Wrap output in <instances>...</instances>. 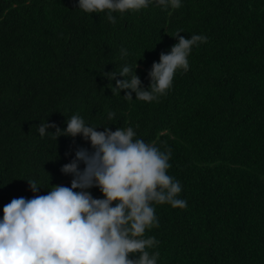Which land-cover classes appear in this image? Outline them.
<instances>
[{
	"label": "trees",
	"instance_id": "16d2710c",
	"mask_svg": "<svg viewBox=\"0 0 264 264\" xmlns=\"http://www.w3.org/2000/svg\"><path fill=\"white\" fill-rule=\"evenodd\" d=\"M162 8L86 13L78 0H0V220L13 198L71 186L61 167L82 136L57 141L41 122L64 130L79 114L86 124L132 127L136 139L171 150L168 175L178 180L183 209L154 205L157 264H264V0H180ZM203 35L188 71L152 102L113 95L123 66L147 89L148 73L172 37ZM122 50L127 56L122 58ZM110 78V77H109ZM115 117L108 119V113ZM83 163L80 168L83 169ZM27 180L41 186L33 193ZM103 198L99 188L88 189Z\"/></svg>",
	"mask_w": 264,
	"mask_h": 264
},
{
	"label": "clouds",
	"instance_id": "9594fccd",
	"mask_svg": "<svg viewBox=\"0 0 264 264\" xmlns=\"http://www.w3.org/2000/svg\"><path fill=\"white\" fill-rule=\"evenodd\" d=\"M152 0H78V9L86 13H113L146 8ZM162 8H179L180 0H156ZM177 30L172 37L178 42L169 53H160L148 73L147 89L136 74L138 67L125 65L119 73H106L113 95L125 91V99L145 102L157 100L172 86L178 70L188 71V56L193 46L207 42V37L193 34L190 38ZM122 58L127 51L122 50ZM110 77V78H109ZM108 113V119L115 117ZM61 130L55 123L41 122L43 137L49 128L57 141L60 136H82L90 142L91 151L79 148L75 158L61 167L71 174V186L53 185L45 195L13 198L3 208L0 220V264H157L159 252H150L158 244L155 237L145 238L148 229L158 227L154 205L169 204L185 208L187 201L178 198L182 186L168 175L171 150L161 151L155 143L136 139L132 127L112 131L103 126L86 124L79 114L66 120ZM49 133V132H48ZM83 163V169L80 164ZM33 193L41 187L27 180ZM99 188L103 198H94L88 189Z\"/></svg>",
	"mask_w": 264,
	"mask_h": 264
}]
</instances>
